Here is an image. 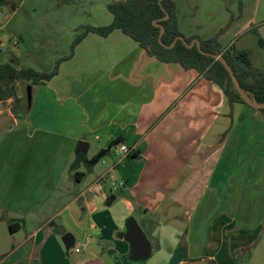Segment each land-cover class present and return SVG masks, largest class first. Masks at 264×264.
Returning <instances> with one entry per match:
<instances>
[{"label":"crops","instance_id":"crops-1","mask_svg":"<svg viewBox=\"0 0 264 264\" xmlns=\"http://www.w3.org/2000/svg\"><path fill=\"white\" fill-rule=\"evenodd\" d=\"M115 1L78 0L77 6L88 7L89 21L78 20L71 37L75 40L82 26L112 24L108 6ZM200 1L203 14L216 17L204 39L225 29L222 46L249 53L264 72V48L258 44L264 39V0ZM26 5L23 0L16 12L6 10V18L18 16ZM199 21L195 15L190 20L193 26ZM31 91L29 124L0 140V264L132 262L131 220L151 243L142 264H235L236 253L254 245L256 222L264 214L259 106L249 100L232 108L223 91L197 70L149 56L121 30L108 37L90 33L57 76ZM91 139L103 157L120 139L137 158L125 161L116 149L119 160H103L100 167L92 163L96 154L89 159L76 154L80 141L90 150ZM92 174L96 178L90 179ZM66 178L69 187L63 190ZM111 179L124 184L108 204L112 196L101 181ZM67 233L76 248L91 238L81 254L66 249ZM185 235L188 260L181 245Z\"/></svg>","mask_w":264,"mask_h":264},{"label":"trees","instance_id":"trees-1","mask_svg":"<svg viewBox=\"0 0 264 264\" xmlns=\"http://www.w3.org/2000/svg\"><path fill=\"white\" fill-rule=\"evenodd\" d=\"M22 1L0 0V9L14 13L20 8ZM108 8L114 15L112 24L103 27L91 25L80 27L72 43L70 54L59 59L53 71L41 72L33 68L17 66L15 63L0 65V111L3 106L11 104V115L14 119L26 118L27 113L22 114L26 106L25 98L19 95L20 83L35 88L46 84L59 74L60 66L64 62L74 57L77 46L90 33L108 37L115 30H121L139 43L149 56L163 63L181 64L185 70H197L200 76L223 91L232 108L235 104L248 103L235 85L230 70L214 57L222 55L235 75L240 89L248 100L259 106L258 110L264 116V72L255 67L249 53L239 51L234 46L228 49L222 46L220 36L225 29L211 39L185 36L181 31L174 0H119L109 4ZM182 37L187 44L180 39ZM193 40L201 42L202 52L197 45L192 48L188 46ZM175 41L177 42L174 45ZM258 44L264 48V39L260 38ZM120 142V139L112 141L110 148ZM133 157L137 158V155L134 154ZM125 196L133 201L131 196L127 194ZM181 245L185 259L188 260L186 235L182 238ZM153 249H159V245L153 246ZM124 264H142V262L124 261Z\"/></svg>","mask_w":264,"mask_h":264},{"label":"rangeland","instance_id":"rangeland-1","mask_svg":"<svg viewBox=\"0 0 264 264\" xmlns=\"http://www.w3.org/2000/svg\"><path fill=\"white\" fill-rule=\"evenodd\" d=\"M77 1L78 0H49V2L53 4L38 6L34 5V1L27 0V5L24 8L25 10L11 19L6 18L9 16L6 10L4 11L5 14L0 12V65L15 63L17 66L33 68L41 72L53 71L56 62L68 56L71 52V43L74 41V37H71V28L78 23V20L83 22L89 21L88 13L87 15L85 13L88 7L84 6L85 4L77 6ZM174 1L178 6V15L181 18V30L186 35L198 34L202 39L207 38L208 33L205 31V28L212 25L211 28L213 29L215 23L211 21H215L216 17H213V14V18L204 15L201 11L203 6L201 1L198 2L199 0ZM200 5L201 8L199 9ZM33 8H35L34 11ZM193 15L200 20L196 22L194 26L190 22ZM224 38L228 39L229 37L227 35ZM247 39L248 42L253 43V36ZM239 44H241V42ZM28 87L29 85L25 83L19 84V95L23 99L25 98ZM25 106L26 107L22 110V114H28L27 104ZM0 114H11V104L3 106ZM27 114L26 118L14 119L13 122L0 133V140L9 131L27 126L29 124ZM90 141L92 146L88 154L85 155L86 159L91 158L94 154L99 155L102 152V147L95 145L94 139ZM103 160L107 162L118 161L119 157L116 153V149H113L111 154H107L98 162L100 167L105 166L103 165ZM76 161V159L73 161V167H75ZM79 164H81L80 168L83 170L86 169L85 162ZM92 175L89 176L90 179L93 177L96 178ZM119 182L120 181L116 182V180L111 179V181L108 182L102 180L101 184L104 186L106 194L111 197L112 194H119L120 190L123 189L120 188ZM84 185L86 184H83V186ZM67 187H69L68 178L65 179L63 190H66ZM78 190H80V188ZM261 207L262 206H260V208ZM219 216H217V218ZM256 223L260 225L256 233L258 237L254 245H251V247H244V249H241L242 251L240 250L239 253H236V264H264V214L263 219ZM254 229L255 227L251 228L252 231Z\"/></svg>","mask_w":264,"mask_h":264},{"label":"water","instance_id":"water-1","mask_svg":"<svg viewBox=\"0 0 264 264\" xmlns=\"http://www.w3.org/2000/svg\"><path fill=\"white\" fill-rule=\"evenodd\" d=\"M180 39L183 40L187 44L185 38L182 37ZM176 42L177 41H175L174 45L176 44ZM195 45H197L198 49L202 52L201 42L199 40H193L192 43L188 46L190 48H192ZM214 57L217 60H220L221 62H223L225 64V66L230 70L231 75H232V79H233L235 85L240 90L243 98L249 102V100L247 99V97L245 96L243 91L240 89L235 75L231 71L230 66L224 60L223 56L222 55H215ZM31 88H32L31 86L28 87V89L26 91V95H25V105L27 104L28 108L31 106V102H32ZM13 120H14V118L11 114H9V115L0 114V133L11 122H13ZM88 151H89V143H87L85 141H80L78 143V146L76 149V154L78 156H81V155L85 156L88 154ZM102 158H103V153L97 155V157L95 158V160L92 163L96 164ZM114 199H115V197L112 196L110 198V200L108 201V204H111ZM128 228H129V233H128L127 238H128V241L131 243V248H132V252H133L132 259H133V261H136V262H144L148 258V256L150 255V252L152 251L151 243H150L149 239L147 238L146 234L144 233V231L142 230L141 226L139 225V223L137 221L131 220L128 223ZM63 242L66 246V249L71 250L75 245V238L71 233H67L63 237ZM188 264H208V262L200 260V261H191Z\"/></svg>","mask_w":264,"mask_h":264},{"label":"built area","instance_id":"built-area-1","mask_svg":"<svg viewBox=\"0 0 264 264\" xmlns=\"http://www.w3.org/2000/svg\"><path fill=\"white\" fill-rule=\"evenodd\" d=\"M116 146H117L116 149L118 153L123 156V159L125 161H127V159H129L130 157L134 155L133 151L129 147H127L125 144L119 143ZM122 187H123V184H120V188ZM90 239H91L90 237H87L86 242L81 247H78V248L73 247L72 249H74L76 253L81 254L84 251V249L87 248L88 242L90 241Z\"/></svg>","mask_w":264,"mask_h":264}]
</instances>
